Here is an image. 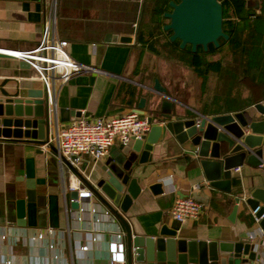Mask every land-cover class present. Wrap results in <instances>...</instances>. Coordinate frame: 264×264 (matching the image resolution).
<instances>
[{
  "label": "crops",
  "instance_id": "crops-1",
  "mask_svg": "<svg viewBox=\"0 0 264 264\" xmlns=\"http://www.w3.org/2000/svg\"><path fill=\"white\" fill-rule=\"evenodd\" d=\"M51 1L0 0V52L13 54L35 49L41 40L43 17ZM161 1L55 0V34L66 42L64 51L76 62L95 69L56 84L52 108L59 126L74 116L111 118L136 111L142 95L146 97L142 116L146 117L152 109L153 94L145 88L155 78L189 114L213 116L253 111L254 104L247 100V90L242 89L237 95L234 90L219 87L214 73L209 74L203 88L201 79L190 67L169 58L164 42L156 41L171 34L163 30L167 18L154 15ZM168 1L164 11L169 9ZM257 3L258 0L248 1L249 6L255 7ZM109 35L132 39L128 43L107 42ZM216 55L220 54H209L207 58L216 61L211 58ZM39 88L43 89V83L31 67L20 66L17 56H0V96H15L27 89ZM218 96L221 98L216 101ZM260 101L264 103V98ZM122 145L115 140L101 160L92 161L84 156L78 164L80 167L82 162H87L82 175L94 180L106 160L118 153ZM153 146L149 162L134 164L132 176L139 193L123 215L132 232L152 235L161 228H173L188 239L225 241H236L240 235L250 240L248 234H253L255 238L250 242L264 255V242L256 236L258 225L250 207L244 203L253 188L264 186L252 176L257 173L264 176V166L254 169L244 164L238 170L233 169V179L239 184L232 182L231 192L225 193L211 187L192 164L186 163L183 149L169 132H164ZM35 148L25 142L0 141V264L6 261L11 264H109L108 242L116 232H124L122 223L94 196L80 201V209L71 208L63 197L73 181L71 170L63 166L61 171L55 146V151L43 146L40 154H36ZM29 158L33 159L35 178L42 180L35 185L37 195L43 197L40 202L43 211L38 214L36 226L17 224V201L25 197L24 180L20 179L24 178ZM155 183L163 184L161 193L150 189ZM188 195L203 204L201 215L197 220H174L169 213L174 199ZM39 234L41 237L37 238ZM122 240L125 255L124 236ZM83 245L87 250L81 249Z\"/></svg>",
  "mask_w": 264,
  "mask_h": 264
},
{
  "label": "water",
  "instance_id": "water-1",
  "mask_svg": "<svg viewBox=\"0 0 264 264\" xmlns=\"http://www.w3.org/2000/svg\"><path fill=\"white\" fill-rule=\"evenodd\" d=\"M168 6L169 9L163 13L167 18L163 30L171 33L170 41H179L180 49L189 45L193 52L198 47L206 51L209 44L217 48L219 39H228V34L222 30L223 13L219 0H169ZM131 39V36L109 35L106 41L128 43ZM0 56L14 57L2 52ZM20 66L30 67L24 59H20ZM145 90L153 94L152 109L146 116L151 127L148 133L122 145L118 153L106 160L94 180L85 178L81 173L87 168L86 161L79 167L65 160L67 167L82 180L93 196L122 223L126 264H263L264 255L255 249L250 240H244L245 235H240L236 241L188 239L173 228H161L152 235H139L132 232L123 215L129 209L132 198L139 193V186L132 176L135 165L151 160L153 145L166 131L183 149L186 163L192 164L196 173L211 187L225 193L231 192L233 169L244 164L254 169L262 168L264 103H255L253 111L213 116L197 112L189 114L158 78ZM145 104L146 97L142 95L135 108L141 115L145 114ZM51 114L44 89H27L15 96H0V141L25 142L36 147V154L43 153V146L55 151L47 137ZM25 168L24 178L20 179L24 180L25 197L17 201V224L36 226L38 214L43 211L40 209L43 197L37 195L35 185L42 180L35 178L32 158L27 160ZM252 176L264 184L263 174ZM162 186V183H155L150 189L161 193ZM63 197L69 201L71 208L78 209L77 190H69ZM244 199L251 210L258 207L255 217L263 215L258 226L264 230V186L253 188Z\"/></svg>",
  "mask_w": 264,
  "mask_h": 264
},
{
  "label": "built area",
  "instance_id": "built-area-1",
  "mask_svg": "<svg viewBox=\"0 0 264 264\" xmlns=\"http://www.w3.org/2000/svg\"><path fill=\"white\" fill-rule=\"evenodd\" d=\"M41 40L35 49L31 51H17L13 56L26 60L33 72L43 83L44 93L46 94L49 110L52 111V119L48 125V143L57 148L59 166L64 170L67 167L65 160H68L72 166H78L84 156H88L92 161L101 160L109 153L112 144L118 140L121 144H127L132 139H140L149 132L150 123L146 117L140 115L137 111L111 116V118H89L86 116H74L71 120L62 126H59L56 119V111H53V99L55 95L56 84L66 82L73 75L80 72H89L95 70L82 63L76 62L70 58L64 51L66 42L61 40L55 34V0L51 1L50 7L43 17ZM72 158V159H71ZM69 169V167H67ZM239 168H235L238 170ZM72 172V171H71ZM73 181L70 182L69 190L78 191V203L93 196L89 188L84 185L82 180L73 172ZM63 175V174H62ZM68 190V191H69ZM80 204L78 209H80ZM204 206L199 201L193 199L190 195L187 197H177L170 208V215L174 220L185 222L197 220L201 215ZM258 210H251V215L255 223L261 218L255 217ZM256 233L262 242H264V230L259 228ZM124 232L118 231L114 238L108 242L107 253L109 264H125L126 258L125 243L122 240ZM249 239L255 238L253 234H248ZM41 234L37 236L40 238ZM92 241L95 238H91ZM82 250H87V246H81ZM6 264H11L6 261Z\"/></svg>",
  "mask_w": 264,
  "mask_h": 264
},
{
  "label": "trees",
  "instance_id": "trees-1",
  "mask_svg": "<svg viewBox=\"0 0 264 264\" xmlns=\"http://www.w3.org/2000/svg\"><path fill=\"white\" fill-rule=\"evenodd\" d=\"M219 1L223 13L222 30L228 34V39H219L217 48L209 44L206 51L198 47L193 52L189 45L180 49L179 41L172 42L169 37H158L156 41L164 42L169 58L190 67L201 79L203 88L209 74L214 73L219 87L234 90L237 95L245 89L249 103H258L264 98V0H258L255 7L249 6V0ZM166 3L167 0H162L154 9L156 18L163 16ZM209 54L221 57L210 61ZM226 54L230 55L229 60L225 59ZM220 98L218 96L216 101ZM232 181L239 184L237 179Z\"/></svg>",
  "mask_w": 264,
  "mask_h": 264
},
{
  "label": "rangeland",
  "instance_id": "rangeland-1",
  "mask_svg": "<svg viewBox=\"0 0 264 264\" xmlns=\"http://www.w3.org/2000/svg\"><path fill=\"white\" fill-rule=\"evenodd\" d=\"M229 54H227V58H226V60H229V56H228ZM221 57V55H216V56H213V57H211L212 59H219Z\"/></svg>",
  "mask_w": 264,
  "mask_h": 264
}]
</instances>
